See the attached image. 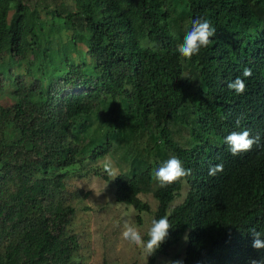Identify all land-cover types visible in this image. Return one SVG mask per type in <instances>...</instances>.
Segmentation results:
<instances>
[{
  "label": "trees",
  "instance_id": "trees-1",
  "mask_svg": "<svg viewBox=\"0 0 264 264\" xmlns=\"http://www.w3.org/2000/svg\"><path fill=\"white\" fill-rule=\"evenodd\" d=\"M12 1L0 0V62L6 57L19 63L33 52L42 28L34 6L19 1L11 7ZM70 3L46 12L68 23L72 41L84 34L93 61L89 73L67 56L61 74L51 79L46 58L28 83L7 70L16 102L0 105V264H85L75 259L78 236L68 229L75 210L65 199V180L90 174L107 179L103 166L100 172L91 163L126 135V145L142 135L148 143L143 156H127L130 170L113 178V201L130 206L137 223L145 212L149 227L164 215L173 226L143 264H157L183 234V264L264 262V249L252 247L250 232L264 238V0ZM197 17L216 32L207 48L187 60L177 47ZM177 19L185 20V33ZM244 68H251L250 77L242 76ZM238 76L246 84L243 94L227 87ZM101 106L110 116L102 136L84 142L88 118ZM175 125L187 132L182 144L174 138ZM245 128L259 142L233 156L224 138ZM162 148L192 175L151 187L159 165L148 158ZM215 164L223 171L209 176ZM183 185V198L171 205ZM144 193L155 207L139 197Z\"/></svg>",
  "mask_w": 264,
  "mask_h": 264
},
{
  "label": "rangeland",
  "instance_id": "rangeland-1",
  "mask_svg": "<svg viewBox=\"0 0 264 264\" xmlns=\"http://www.w3.org/2000/svg\"><path fill=\"white\" fill-rule=\"evenodd\" d=\"M21 2L32 8L35 7V15L40 25L41 31L36 30L38 38L33 44V52L28 54L26 60L19 63H12V60L5 59L0 62V105L9 106L16 102L13 94L15 84L13 77L7 73L9 69L20 74L28 83L33 78L39 76L41 63L47 62L48 79L61 74L63 70V57H69L74 63L82 62L86 66L89 73L93 61L88 57L84 46V34L77 36L75 41L71 40V29L68 23L63 19L52 17L46 12V8L53 7L67 8L71 7L70 0H13L10 3L14 7L16 2ZM181 9L176 7V11ZM178 12V11H177ZM176 12V13H177ZM12 17V8L8 12L7 21ZM181 26V30L185 33V20L177 19L175 22ZM175 31V27H174ZM142 40L141 43H144ZM110 116L104 106L93 111L89 116V126L83 132V141L89 139L97 141L101 138L104 126L107 124ZM11 125L5 128V134L8 135ZM174 138L180 143L186 139L187 132L184 128L175 125ZM119 138L113 145L110 152L106 153L102 158H98L92 165L101 170L106 160L112 161L117 172H127L130 170V158L136 153L144 155L147 147L146 135L128 139ZM153 150L152 157L149 160H155L159 166L166 161L170 155L165 150ZM88 166V165H85ZM156 167V165L154 166ZM155 170V169H154ZM107 179L99 176L86 175L84 177H67L65 188V199L74 207V214L68 225L69 231L77 234L79 248L75 254V259H79L85 264H100L102 259L108 261V264H143L145 257L143 253L125 241L121 232L125 220L133 223L142 234L146 233L150 223V217L145 212L139 213L140 223L135 219L136 212L128 205L116 203L112 199L114 189L113 178L105 171ZM153 175V172H151ZM157 183L153 180L151 187ZM186 191L183 185L179 191V195L174 197L171 205L181 201ZM139 197L145 200L153 208L154 200L150 193L140 194ZM185 242V234L177 241L175 245L167 250L165 255L158 258L157 264H170L181 258L182 248Z\"/></svg>",
  "mask_w": 264,
  "mask_h": 264
},
{
  "label": "clouds",
  "instance_id": "clouds-1",
  "mask_svg": "<svg viewBox=\"0 0 264 264\" xmlns=\"http://www.w3.org/2000/svg\"><path fill=\"white\" fill-rule=\"evenodd\" d=\"M216 29L211 22L205 18L197 17L192 20L190 29L186 32L183 42L178 45L177 52L184 59L190 60L193 56L200 53L201 48H207L211 43V37L215 35ZM252 75L251 68H244L243 77ZM227 87L237 94H243L246 90V84L241 77H236L234 81L228 83ZM236 124H240V118L236 120ZM259 135L252 136L250 130L245 128L241 131H232L225 136L224 141L229 146V151L233 156L242 152L250 151L254 144L259 142ZM104 171L115 178L118 172L112 161L106 160L103 163ZM223 171L222 164H215L209 168L208 175L215 176L217 172ZM192 175V169L185 167L184 162L177 156L173 155L166 161L162 162L153 172V180L159 187H167L171 184L186 180ZM173 228L167 215L161 216L159 219L153 218L145 239V235L128 220L124 221L121 232L122 238L131 245L138 248L144 255L145 259L152 256L167 240L169 230ZM253 237L252 247L255 249H264V238L262 234L255 229L250 230ZM170 264H183L178 259L171 261ZM251 264H264V262L252 260Z\"/></svg>",
  "mask_w": 264,
  "mask_h": 264
}]
</instances>
